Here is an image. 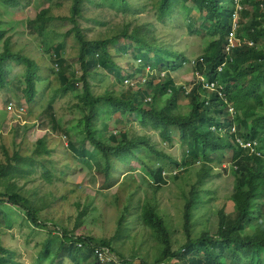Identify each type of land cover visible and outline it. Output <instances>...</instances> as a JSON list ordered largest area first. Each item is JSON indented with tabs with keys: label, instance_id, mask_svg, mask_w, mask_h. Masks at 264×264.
<instances>
[{
	"label": "trees",
	"instance_id": "trees-1",
	"mask_svg": "<svg viewBox=\"0 0 264 264\" xmlns=\"http://www.w3.org/2000/svg\"><path fill=\"white\" fill-rule=\"evenodd\" d=\"M234 1L158 0L148 11L147 7L133 6L129 0H44L47 8L28 22L30 32L44 40L58 30L57 24L70 27L58 44L49 46L44 42L53 65L51 71L60 86L54 90L44 113L37 116V125L50 128L52 133L60 132L77 158L84 160L90 155L89 162L103 187L110 183L117 164L130 172L138 171L133 166L137 164L144 179L153 180L149 187L157 190L169 183L167 175L172 173V166L180 168L176 176H181L188 168L201 165L200 183L209 180L224 161L230 162L235 190L230 197L231 208L218 209L211 224L194 235L191 211L203 201L195 187L185 197L183 219L178 224L158 205L143 203L139 221L157 244V254L152 263L141 260V264H264V0H236L242 9L235 37L243 43L235 46L228 57L224 46L232 32ZM62 2L71 3L67 17L55 14ZM22 4L21 0H0L6 11L19 9ZM146 13L150 14V21L141 18ZM119 18L123 23L116 25L115 19ZM85 19H91L94 26L83 24ZM176 19L186 21L190 33L207 37L200 57L203 63L198 60L192 68L206 82L221 86L235 110L233 116L218 93L204 88L201 82H187L190 88L174 84L170 73L179 72L192 62L160 41L157 25ZM6 35L5 30H0V43L4 45L0 52V90L7 88L10 68L24 66L11 85L18 101L31 104L46 79L34 60L12 52ZM68 37H74L79 46L78 60L74 62L80 65L81 77L74 72V63L69 64L63 56V42ZM125 57L130 58L126 69L116 63ZM100 70L117 82L97 93L92 80L102 75ZM138 79L137 84H125ZM67 95L76 100L74 108L82 116L71 129H62L54 105L57 98ZM136 122L143 134L131 132ZM148 131L157 134L160 141L156 142ZM175 144L183 149L180 162L165 149V145L172 148ZM246 144L249 149L243 148ZM34 145L32 155L22 157L15 153L10 157L6 152V163L0 164V223L8 225L3 208L6 206L25 214L31 227L46 231L43 245L35 247L40 248L36 264H102L96 251L103 248L119 258L117 263L107 264H134L135 259L126 260L113 248L111 239L77 233L91 204H85L73 231L64 223L42 217L55 197L35 201L23 193L24 186L36 174V164L44 183L51 185L57 177L53 162L47 161L51 154L46 137L37 139ZM64 176L62 173L59 179ZM128 213L126 206L117 221L118 236ZM48 225L54 230L47 232ZM180 231L185 244L176 250L174 245L180 244L181 239L174 236ZM18 258L16 252L0 244V264H23Z\"/></svg>",
	"mask_w": 264,
	"mask_h": 264
},
{
	"label": "rangeland",
	"instance_id": "rangeland-1",
	"mask_svg": "<svg viewBox=\"0 0 264 264\" xmlns=\"http://www.w3.org/2000/svg\"><path fill=\"white\" fill-rule=\"evenodd\" d=\"M23 2L19 9L7 10L0 5V30L7 32L10 38L11 50L14 54H21L34 60L41 68V74L46 81L39 85V93L31 104L25 101H18L15 98L16 91L11 85L12 80L22 74L24 66L19 68L11 67V78L5 90H0V164L6 163V152L12 157L19 153L22 157L33 154L37 139L46 137L47 148L51 158L47 161L53 162L52 167L56 169L57 179L52 184L44 183L40 180V167L35 165L36 174L30 179V183L24 186L23 193L29 194L31 198L38 201L42 197H55L54 203L45 209L42 217L56 223H64L73 231L76 229L77 216L85 204H91L90 211L86 215L85 223L77 229L80 235H91L98 238L111 239L113 248L126 260L135 259L134 264H141V260H147L152 263L157 254L155 241L152 239L148 229L144 228L139 221V215L142 205L145 201L158 205L160 209L166 210L167 214L178 224L179 219H183L185 197H189L194 187L202 195V204H199L192 214L193 235L196 231L211 224L218 209L225 207L227 211L231 208L230 197L234 194L233 189L234 176L230 169L229 161H224L221 168L214 169L211 178L205 182L199 183L198 173L201 171V165L188 168L183 175L176 176L177 168L172 166L168 184L163 187H149L153 180L146 181L142 171L137 164H133L138 169L137 172H130L121 164H117L114 175L108 185H101L95 167L89 162V156L81 160L74 156L68 149V139L60 132L52 133L50 128H40L37 125V116L42 115L47 109V105L54 90L60 86L57 76L51 71L52 63L49 61V54L46 53V42L49 46L58 44L63 40V32L68 30L67 24H57L58 30H53L44 40L39 35L32 34L28 28V22L34 20L42 9H46L44 0H21ZM158 0H129L133 6L147 7L150 11ZM70 2H62V7L55 12L56 16L67 17L70 15ZM92 18V14H88ZM150 14H141L144 21H150ZM123 19H115L116 25H121ZM201 20L198 21L200 24ZM186 21L176 19L173 23L167 25H157V31L160 41L166 42L168 46H173L179 53L185 55L191 62L197 61L203 55V50L207 44V37H202L197 32L190 33L186 27ZM83 24L94 26L90 19L83 20ZM3 42L0 43V52L3 50ZM63 56L69 64L74 63V72L82 76L80 65L75 64L79 55V46L74 37H68L63 42ZM116 63L126 69L130 63V58H120ZM57 69V67H56ZM101 76L92 80L97 93H102L105 88L111 87L112 83L117 82L111 77L106 76L103 70H100ZM171 77L179 85L186 86V83L195 78V72L192 64L179 72L170 73ZM104 78V79H103ZM140 82V79L126 82V85H134ZM79 92H82L80 90ZM12 97V98H11ZM11 98V102L17 107L24 108L23 113L18 116L13 111H8L5 101ZM76 100L70 96L57 98L54 105L55 116L62 129H71L76 119L82 114L75 109ZM9 104V103H8ZM7 104V105H8ZM131 125V124H130ZM131 128L132 133L143 134L138 122ZM152 134L154 140L160 141L157 134ZM73 134L75 131L73 130ZM168 153L178 162L181 161L183 149L175 144L168 148ZM181 171V170H180ZM65 176L59 179L60 175ZM149 182V183H147ZM1 192V189H0ZM78 204H81L79 208ZM1 206V204H0ZM129 206V213L123 222V231L118 236L117 221L122 216L125 207ZM8 218V225H2L0 232V242L6 249L15 251L18 254V261L23 264H36L39 256L36 246H42L46 240V231L36 227H31L25 214L18 209L15 211L11 207H3ZM194 221V223H193ZM47 232L53 231L50 225L46 228ZM184 231V230H183ZM180 238V244L174 245L178 250L183 242V233L180 231L175 234ZM186 238V237H185ZM50 247L54 245L49 244ZM83 249V248H82ZM84 250V249H83ZM99 250V249H98ZM97 252V251H96ZM97 255V254H96ZM113 258H119L112 254ZM72 264V263H65Z\"/></svg>",
	"mask_w": 264,
	"mask_h": 264
},
{
	"label": "built area",
	"instance_id": "built-area-1",
	"mask_svg": "<svg viewBox=\"0 0 264 264\" xmlns=\"http://www.w3.org/2000/svg\"><path fill=\"white\" fill-rule=\"evenodd\" d=\"M242 7L239 5V1L237 2L236 0L234 1V12H233V27H232V32L230 33V36L228 38V41L226 43V47H225V53L229 56L231 50L235 47V46H240L243 42L240 41L239 38L235 37V31L237 30V24L239 21V12L241 11ZM249 45H253L252 42H248ZM198 79H200L204 85L206 87H211V88H215V84L214 83H209L206 82L205 79L202 77H200L199 75ZM7 109L8 111H13L16 115L20 116L23 113L24 108L21 106H16L14 103L10 102L7 105ZM244 149H249V145L246 144L243 146ZM99 260L102 263H106V262H110L112 260H115V258L111 257L109 252L106 249H99L96 252Z\"/></svg>",
	"mask_w": 264,
	"mask_h": 264
},
{
	"label": "clouds",
	"instance_id": "clouds-1",
	"mask_svg": "<svg viewBox=\"0 0 264 264\" xmlns=\"http://www.w3.org/2000/svg\"><path fill=\"white\" fill-rule=\"evenodd\" d=\"M225 47H226V45L224 46V49H225ZM226 54V53H225ZM227 55V54H226ZM228 56V55H227ZM228 57H230V56H228ZM199 60V62L200 63H203V59L201 58V59H197V61ZM197 61H195V62H192L191 64H192V67H195V65L197 64ZM196 63V64H195ZM226 64V63H225ZM225 64L222 66V67H220L218 70H219V72H222V70L225 68ZM197 75H199L201 78L203 77L204 79H205V77L199 72V71H197V72H195V80L194 79H192V82H201V84H202V86L204 87V88H206V89H208V90H210L211 92H217L218 93V97L219 98H221L223 101H224V103H225V105H226V107H227V111H228V113L231 115V116H233L234 114H235V110H234V108L232 107V104L229 102V100H228V98H227V96L225 95V93L221 90L222 88H221V86H219L217 83H215V82H209V83H214L215 84V88H211V87H206L205 85H204V83L200 80V79H198V76ZM163 76H165V74L163 75ZM200 80V81H199ZM189 82H191V81H189ZM176 86H181V85H179V84H177L176 83V81H175V83H174ZM186 86H188L189 88H190V86H189V84H187L186 83ZM239 142H241V141H239L238 140V143ZM233 189H234V184H233ZM103 249H106L107 251H108V249L107 248H103ZM109 252V251H108ZM109 254H110V252H109ZM110 256H112L111 254H110ZM99 259V258H98ZM100 261V260H99ZM101 262V261H100ZM118 262V260L115 258V260H112V261H110V262H106V263H102V264H107V263H117ZM163 264H167V263H163Z\"/></svg>",
	"mask_w": 264,
	"mask_h": 264
},
{
	"label": "crops",
	"instance_id": "crops-1",
	"mask_svg": "<svg viewBox=\"0 0 264 264\" xmlns=\"http://www.w3.org/2000/svg\"><path fill=\"white\" fill-rule=\"evenodd\" d=\"M3 229L2 223H0V232ZM0 244H2V242H0ZM3 245V244H2ZM10 250V249H9ZM13 251V250H12ZM15 252V251H14ZM18 255V254H17Z\"/></svg>",
	"mask_w": 264,
	"mask_h": 264
}]
</instances>
